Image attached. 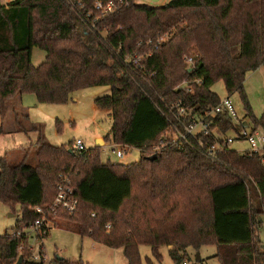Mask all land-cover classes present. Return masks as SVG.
<instances>
[{
	"label": "trees",
	"instance_id": "obj_1",
	"mask_svg": "<svg viewBox=\"0 0 264 264\" xmlns=\"http://www.w3.org/2000/svg\"><path fill=\"white\" fill-rule=\"evenodd\" d=\"M96 1L0 0V135L7 104L18 95L62 104L79 89L109 86L108 94L95 98L112 120L104 139L142 156L105 164L99 146L79 152L72 143L57 146L41 137L29 146L36 149L35 166L26 163L29 152L15 165L0 157V203L20 207L12 232L0 236V264H16L20 256L30 264L27 230L40 216L34 208L53 205L63 178L79 204L73 214L60 210L58 218L73 222L82 237L123 248L128 264H143L141 245L157 259L162 247H171L174 264L185 263L188 248L204 245L219 246L221 264H264V149L227 148L208 157L162 143L166 107L179 100L197 110L214 107L221 98L212 88L220 81L229 96L241 94L249 126L226 112L214 126L241 139L247 128L264 133V111L254 114L244 89L247 75L264 67V0H170L161 6L123 0L108 14L96 9ZM34 47L46 52L39 66L32 62ZM191 52L198 56L190 70L184 56ZM134 54L143 56L138 65L127 62ZM197 80L191 93L177 89Z\"/></svg>",
	"mask_w": 264,
	"mask_h": 264
},
{
	"label": "rangeland",
	"instance_id": "obj_2",
	"mask_svg": "<svg viewBox=\"0 0 264 264\" xmlns=\"http://www.w3.org/2000/svg\"><path fill=\"white\" fill-rule=\"evenodd\" d=\"M144 1L152 6L167 3L166 0ZM45 59L46 52L39 47H34L33 64L39 66ZM212 89L220 98L229 96L223 81L217 82ZM244 89L254 114L260 117L264 111V67L247 75ZM108 90H110L109 86L79 89L71 94L66 103L62 104L40 103L32 93L18 95L7 104L8 114L3 122L5 131L0 135V157L6 156L10 163L15 165L20 163L29 152L26 163L35 166L36 149L31 151L29 146L43 137L46 142L57 146L71 145L78 140L83 141L87 149L99 146L101 147L100 159L105 164L138 162L142 156L139 149L126 148L125 156L118 158L116 151L121 149V146L114 145L105 139L103 142L100 141V144L97 141L99 137L105 138L112 128L110 111L99 109L95 105V98L108 94L110 92ZM230 97L234 103L238 121L248 127L246 107L241 94L233 93ZM227 135L237 137L234 131L228 132ZM22 147H27V151ZM231 148L241 153L249 148V144L246 140L236 139ZM19 211V206L12 209L0 203V236L5 235L6 232H12L20 218ZM262 219L259 236L264 243V216ZM53 225L54 228L50 229V233L43 240L45 254L49 259L47 263L51 261L52 264H57L55 259L60 257L69 260L82 259L87 264H128L123 248H110L95 242L90 237H82L70 230L74 227L73 222L58 217ZM29 232L33 233L30 229ZM36 246L38 248V242ZM169 250V247H162L160 249L162 258L157 259L149 245H141L143 264H174ZM187 252L188 257L184 264H221L216 257L219 252L217 245H204L198 250L190 247Z\"/></svg>",
	"mask_w": 264,
	"mask_h": 264
},
{
	"label": "built area",
	"instance_id": "obj_3",
	"mask_svg": "<svg viewBox=\"0 0 264 264\" xmlns=\"http://www.w3.org/2000/svg\"><path fill=\"white\" fill-rule=\"evenodd\" d=\"M123 4V0H119V2L109 1L107 3L98 0L95 2V7L103 13L108 14L114 12ZM164 40L165 38L160 39L156 47ZM148 43L152 44L153 42L150 40ZM197 56L195 52H191L184 56V62L190 67V70L195 65ZM142 58V55L134 54L128 56L127 62L138 65ZM195 84H201V81H184L177 89L186 93H191ZM225 112L228 113L234 122H239L234 103L230 96L221 98V102L218 105L207 107L203 110H197L194 107L189 108L184 102L179 100L167 106L163 113L167 118L169 128L162 139V143L179 146L181 148L189 147L198 150L208 157L215 156L227 148H231L232 143H234L236 139H241L238 134L237 137L229 136L227 135L228 132H224L219 127L214 126L215 119ZM242 135L244 138L241 140H246L249 144V148L241 153L253 154L254 152H259L264 149L263 132L259 130L253 131L252 128H247L242 132ZM126 148L130 149L131 147H121V149L116 151V156L118 158H123L127 153V151H125ZM72 149L79 152L87 150L85 143L81 140L75 141L72 144ZM78 204L79 201L75 195L73 186L68 179L63 178L56 187V196L53 205L48 209L41 207L34 208L40 216L29 228L35 233V236H33V233L29 232V229L27 230V236H29L30 239V248L33 249V253L28 259L30 264H52L51 261L47 263L49 259H47L46 254L42 252L43 240L48 236L50 229L54 226L53 224H55L59 211L63 210L73 214L77 211ZM92 215L95 216V214ZM109 227L110 226H108V228ZM36 242H38V248Z\"/></svg>",
	"mask_w": 264,
	"mask_h": 264
},
{
	"label": "crops",
	"instance_id": "obj_4",
	"mask_svg": "<svg viewBox=\"0 0 264 264\" xmlns=\"http://www.w3.org/2000/svg\"><path fill=\"white\" fill-rule=\"evenodd\" d=\"M11 1V0H10ZM152 1V0H151ZM170 0H166V2H169ZM5 2L7 3V2H9V0H5ZM136 2L137 3H147V4H150V3H148V2H146V1H144V0H136ZM108 91H110V90H108ZM13 100V99H12ZM11 100V101H12ZM103 140H104V138H102V137H99V139H97V141L99 142V144H100V141H102L103 142ZM56 225H57V223H56ZM54 228V227H53ZM52 228V229H53ZM55 228H60V227H56L55 226ZM65 228V227H64ZM66 229H69V228H66ZM71 231H73V232H75L74 231V229H70ZM76 233V232H75ZM170 249H171V247H169ZM65 259V258H64ZM71 260V259H70ZM72 261H78V260H72Z\"/></svg>",
	"mask_w": 264,
	"mask_h": 264
},
{
	"label": "water",
	"instance_id": "obj_5",
	"mask_svg": "<svg viewBox=\"0 0 264 264\" xmlns=\"http://www.w3.org/2000/svg\"><path fill=\"white\" fill-rule=\"evenodd\" d=\"M70 151L72 152V150L70 149ZM155 157V156H154ZM154 157H150L151 159H153ZM58 259H64V258H60L58 257ZM23 263V256H20V258L18 259L16 264H22Z\"/></svg>",
	"mask_w": 264,
	"mask_h": 264
}]
</instances>
